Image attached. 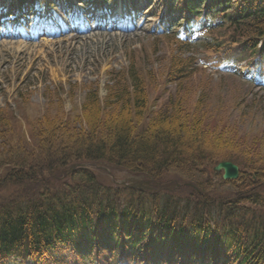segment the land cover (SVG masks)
<instances>
[{"label": "trees", "instance_id": "obj_1", "mask_svg": "<svg viewBox=\"0 0 264 264\" xmlns=\"http://www.w3.org/2000/svg\"><path fill=\"white\" fill-rule=\"evenodd\" d=\"M184 6L189 19L218 21L216 44L205 47L215 64L245 60L248 82L264 88V0H218L205 14L190 0ZM159 38L163 79L179 88L156 113L162 85L149 97L147 72L135 62L112 77L103 97L89 86L80 114L65 111L54 90L46 105L60 110L34 125L9 104L0 108V264H66L59 248L83 264H264V138L243 142L229 123L209 121L199 110L203 94L189 100L182 86L196 58L170 49L188 42ZM97 161L148 184L98 183L82 167ZM220 161L238 165L237 179L213 171ZM171 170L192 185L167 187Z\"/></svg>", "mask_w": 264, "mask_h": 264}, {"label": "rangeland", "instance_id": "obj_2", "mask_svg": "<svg viewBox=\"0 0 264 264\" xmlns=\"http://www.w3.org/2000/svg\"><path fill=\"white\" fill-rule=\"evenodd\" d=\"M9 1L14 0H0V108L9 104L23 120L34 125L43 114L52 116L60 110L46 105L50 90L58 93L65 111L79 113L89 86L95 85L99 97H103L112 77L132 62L147 72L149 97L156 84L162 85L151 107L153 113L163 109L168 95L179 88L169 77L163 79L167 61L159 35L167 25L185 24L180 14L184 0H41L40 5L24 7L20 13L10 9ZM217 2L203 0L200 9L205 11ZM96 8L101 15L94 14ZM73 21L78 23L75 28ZM82 24L86 29L78 32ZM185 28L186 34L193 37L201 30L191 24ZM170 49L182 58L203 56L202 48L196 45L172 44ZM199 63L196 62L192 78L182 85L189 88V100L203 94L199 110L209 115V121L213 117L229 123L239 140L244 136L243 142L262 140L264 88L248 82L245 67L240 68L242 74H235L230 68L211 71ZM82 167L91 170L96 182L103 185L124 182L137 189L144 185L105 161L84 163ZM254 174L250 171L247 176L254 179ZM187 177L173 170L163 175L167 187L174 183L191 186ZM180 192L185 194L186 190L181 188ZM56 252L66 264H83L74 251L59 248Z\"/></svg>", "mask_w": 264, "mask_h": 264}, {"label": "water", "instance_id": "obj_3", "mask_svg": "<svg viewBox=\"0 0 264 264\" xmlns=\"http://www.w3.org/2000/svg\"><path fill=\"white\" fill-rule=\"evenodd\" d=\"M213 171L221 172L223 180H235L239 175V167L231 161H220L213 166Z\"/></svg>", "mask_w": 264, "mask_h": 264}, {"label": "bare ground", "instance_id": "obj_4", "mask_svg": "<svg viewBox=\"0 0 264 264\" xmlns=\"http://www.w3.org/2000/svg\"><path fill=\"white\" fill-rule=\"evenodd\" d=\"M85 28H86V26H85Z\"/></svg>", "mask_w": 264, "mask_h": 264}]
</instances>
